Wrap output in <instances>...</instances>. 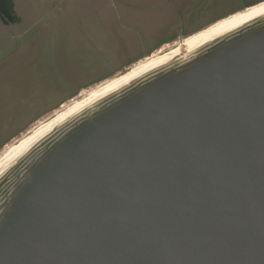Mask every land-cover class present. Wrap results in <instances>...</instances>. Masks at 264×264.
Segmentation results:
<instances>
[{
    "label": "water",
    "instance_id": "1",
    "mask_svg": "<svg viewBox=\"0 0 264 264\" xmlns=\"http://www.w3.org/2000/svg\"><path fill=\"white\" fill-rule=\"evenodd\" d=\"M0 264H264V12L8 161Z\"/></svg>",
    "mask_w": 264,
    "mask_h": 264
},
{
    "label": "rangeland",
    "instance_id": "2",
    "mask_svg": "<svg viewBox=\"0 0 264 264\" xmlns=\"http://www.w3.org/2000/svg\"><path fill=\"white\" fill-rule=\"evenodd\" d=\"M245 4L253 5L235 14L264 0H0V159L46 122L147 63L132 67L145 55L176 48Z\"/></svg>",
    "mask_w": 264,
    "mask_h": 264
},
{
    "label": "bare ground",
    "instance_id": "3",
    "mask_svg": "<svg viewBox=\"0 0 264 264\" xmlns=\"http://www.w3.org/2000/svg\"><path fill=\"white\" fill-rule=\"evenodd\" d=\"M263 12H264V4H260V5L250 7L247 9V11H244L242 13H237L235 15L228 17V19H225V20L217 23L216 25L210 27V29H208L207 31L193 35L191 38L184 41V43L182 42L181 44H176L178 46L176 48L174 47L173 49L168 50V52H166V49L161 48L158 52L152 54L151 56H149V57L146 56L145 59L140 60L138 63L132 65V67L134 68V67L139 66V65L143 64L144 62L148 61L147 63L143 64L139 68L134 69L130 73H128V74H126V75H124V76H122V77H120L114 81L110 82L109 81L110 79H109L108 80L109 82L107 84H105L103 87H100L95 93H92L91 96H89L88 98H86L80 102H77L76 104H74L71 107L69 106L70 107L69 109H67L66 111L61 113L59 116L53 118L51 121L46 122L47 123L46 125H44L40 128H38L39 127L38 126L37 130H35L34 132L32 131L33 133L30 134V136H28L25 140L21 141V143L18 144L8 154L6 152H8L10 149H12L11 146H8L4 151L2 150L3 154L6 153V155L2 159H0V170L4 167V165L8 161H10L16 155L20 154L23 150H25V148H27L28 145L33 143L41 134L46 132L48 129L52 128L55 124L64 120L69 114L79 110L81 107L86 105V103L89 102L90 100L97 98L101 95H104L107 92L111 91L112 89L117 88L118 86H120L121 84H123L127 80L131 79L132 77L149 70L153 66H156V64H158L159 62H161L167 58H170L174 55L183 54L185 52L193 50L194 48H196L198 45L202 44L206 40L220 34L221 32H224L225 30L230 29L231 27L238 25L240 22H244L245 20H248L249 18H252V17H254L260 13H263ZM65 107H66V105H65Z\"/></svg>",
    "mask_w": 264,
    "mask_h": 264
},
{
    "label": "trees",
    "instance_id": "4",
    "mask_svg": "<svg viewBox=\"0 0 264 264\" xmlns=\"http://www.w3.org/2000/svg\"><path fill=\"white\" fill-rule=\"evenodd\" d=\"M250 5H253V4H250ZM250 5H249V4H248V5L245 4V6H244L243 8H241V9H237L236 11H234V12H232V13H229L228 15H225V16H223V17H220V18L216 19V20H213L212 22H210V23L206 24L205 26L201 27L199 30H201V29L207 27L208 25H210V24H212V23H215V22L218 21L219 19H222V18L228 17V16H230V15H233V14H235L237 11L243 10V9L247 8L248 6H250ZM197 31H198V30H197ZM172 36L177 37V36H175V35H172ZM172 36H171V37H172ZM187 36H188V35H187ZM174 40H176V38H173L172 41H174ZM169 42H171V41L162 42L161 45L166 44V43H169ZM158 47H160V46H158ZM158 47H157V48H158ZM157 48H156V49H157ZM150 54H151V53H149V54H147V55H145V56H148V55H150ZM141 58H143V57H140V58H138V59L135 60V61H130L129 63H127V64L124 65V66H125V67H126V66H131L132 64H134L136 61H138V60L141 59ZM124 66H123V67H124ZM121 69H122V68L117 69L116 71H117V72H118V71H121ZM116 71H115V72H116ZM115 72H114V74H111L110 76H107V77H104V78L99 79L98 81L95 82V84L100 83L101 81H103V80H105V79H108L109 77L114 76V75L116 74ZM92 84H93V83H92ZM90 85H91V83L88 84V85H85V86H83V87L78 88L77 91H75L74 93L68 95V98H67V99H66V98L61 99L60 101H58V104L55 106V108H58V107H59L60 105H62L65 101L71 99V97L76 96V95L80 92L81 89H83V88H85V87H88V86H90ZM55 108H53V109H55Z\"/></svg>",
    "mask_w": 264,
    "mask_h": 264
},
{
    "label": "flooded vegetation",
    "instance_id": "5",
    "mask_svg": "<svg viewBox=\"0 0 264 264\" xmlns=\"http://www.w3.org/2000/svg\"><path fill=\"white\" fill-rule=\"evenodd\" d=\"M195 32H196V31H195ZM55 106H56V105H54L52 108H49V109L45 110L44 113H42V114H40V115H38V116H35V118H34V119H33L28 125H30V124H32L33 122L37 121V120H38L43 114L48 113V112L54 110L53 108H55ZM55 109H56V108H55ZM27 128H28V126H26L24 129L19 130V131L16 133V135L19 134V133H21V132H23V131H24L25 129H27ZM16 135H13L11 138L15 137ZM11 138H9V140H10ZM9 140H7L2 146H4L5 144H7V143L9 142Z\"/></svg>",
    "mask_w": 264,
    "mask_h": 264
},
{
    "label": "crops",
    "instance_id": "6",
    "mask_svg": "<svg viewBox=\"0 0 264 264\" xmlns=\"http://www.w3.org/2000/svg\"><path fill=\"white\" fill-rule=\"evenodd\" d=\"M45 114H46V113H45ZM45 114H43L42 116H44ZM42 116H41V117H42ZM17 135H18V134H17Z\"/></svg>",
    "mask_w": 264,
    "mask_h": 264
}]
</instances>
